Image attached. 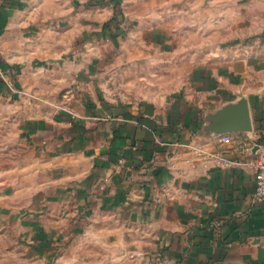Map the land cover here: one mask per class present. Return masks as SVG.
Here are the masks:
<instances>
[{
    "label": "crops",
    "instance_id": "0c3cea01",
    "mask_svg": "<svg viewBox=\"0 0 264 264\" xmlns=\"http://www.w3.org/2000/svg\"><path fill=\"white\" fill-rule=\"evenodd\" d=\"M101 3L0 0V223L16 230L14 257L264 264V203L233 163L264 144V33L239 56L226 33L129 12L119 61L123 32L105 23L120 0Z\"/></svg>",
    "mask_w": 264,
    "mask_h": 264
},
{
    "label": "rangeland",
    "instance_id": "374dc122",
    "mask_svg": "<svg viewBox=\"0 0 264 264\" xmlns=\"http://www.w3.org/2000/svg\"><path fill=\"white\" fill-rule=\"evenodd\" d=\"M109 2L110 5L116 7L113 1ZM98 3L102 5L101 2ZM117 8L120 11L114 12L111 18L106 21L105 27H110L113 31L122 30L123 32L120 34L117 43L119 44L118 47H121L116 50V60L119 61L127 60L122 47L128 46V40H132L135 36L130 33L132 22L126 17L129 12L138 13V15L147 14L148 17L150 15L155 16L153 20L160 19V23L168 22L170 27L187 32L192 31L194 35L201 34L200 31H213L218 34L226 33L233 37L217 38L227 40L226 45L230 49L238 51L237 55L239 56H245L248 51L251 52L256 47L254 39L259 34L264 33V0H120ZM121 9H124L125 13ZM236 31H243L244 36L236 37L231 34ZM106 52L108 54V49ZM110 54L111 56L114 55ZM107 59L109 58L107 57ZM122 67L125 68L124 65ZM118 70L120 71V69ZM134 70V77L145 75V73H138L136 76V69ZM137 71L144 72V70ZM188 71L187 67L182 68V76H185ZM151 76L155 78V70L149 72L148 78L146 75L142 79L148 83V88L153 89L156 85L153 79L150 80ZM130 77H132L130 71L124 70L119 80H122L120 82L129 83ZM168 87L171 88L172 86ZM14 232L16 230L14 231L11 226H5L0 223V264H25L24 261L18 260L17 256L14 257V252L18 251V249L16 251V246L13 243Z\"/></svg>",
    "mask_w": 264,
    "mask_h": 264
},
{
    "label": "built area",
    "instance_id": "2783aa9c",
    "mask_svg": "<svg viewBox=\"0 0 264 264\" xmlns=\"http://www.w3.org/2000/svg\"><path fill=\"white\" fill-rule=\"evenodd\" d=\"M230 138L229 134H224L222 136V139L226 141ZM246 150L251 152L250 156L244 160H239L233 163L240 165L254 175V200L258 203H264V144L262 146H258L256 149H254V147L247 146ZM220 162L224 164H231V161L224 158H220ZM157 264H165V261L161 260Z\"/></svg>",
    "mask_w": 264,
    "mask_h": 264
},
{
    "label": "water",
    "instance_id": "95a60500",
    "mask_svg": "<svg viewBox=\"0 0 264 264\" xmlns=\"http://www.w3.org/2000/svg\"><path fill=\"white\" fill-rule=\"evenodd\" d=\"M238 109L240 110V115L242 116V119H239L243 122L239 123V125H241L242 129H250V123H249V118H248V114H247V108L245 106H240L238 107Z\"/></svg>",
    "mask_w": 264,
    "mask_h": 264
},
{
    "label": "trees",
    "instance_id": "16d2710c",
    "mask_svg": "<svg viewBox=\"0 0 264 264\" xmlns=\"http://www.w3.org/2000/svg\"><path fill=\"white\" fill-rule=\"evenodd\" d=\"M103 0H98V2H102ZM119 4V3H118Z\"/></svg>",
    "mask_w": 264,
    "mask_h": 264
}]
</instances>
